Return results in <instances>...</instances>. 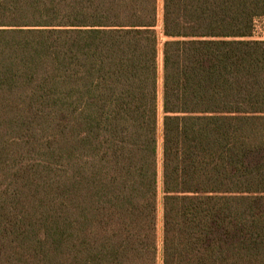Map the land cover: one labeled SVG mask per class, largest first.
<instances>
[{
  "label": "trees",
  "instance_id": "1",
  "mask_svg": "<svg viewBox=\"0 0 264 264\" xmlns=\"http://www.w3.org/2000/svg\"><path fill=\"white\" fill-rule=\"evenodd\" d=\"M262 18L0 0V264H264Z\"/></svg>",
  "mask_w": 264,
  "mask_h": 264
},
{
  "label": "rangeland",
  "instance_id": "2",
  "mask_svg": "<svg viewBox=\"0 0 264 264\" xmlns=\"http://www.w3.org/2000/svg\"><path fill=\"white\" fill-rule=\"evenodd\" d=\"M162 29V10L160 9V21H159V26L158 30L160 31ZM254 37L264 40V18L259 19L254 27ZM163 37L160 42V51H159V64H160V77L162 75V63H163V55H162V44H163ZM159 99H160V129L162 125V120H163V110H162V81L160 79V93H159ZM161 158H162V149L160 147V167H161ZM163 191H162V183L160 182V189H159V207H158V217H159V235H160V242H161V237H162V218H163ZM161 245V244H160ZM159 264H162V259H161V250H160V255H159Z\"/></svg>",
  "mask_w": 264,
  "mask_h": 264
}]
</instances>
